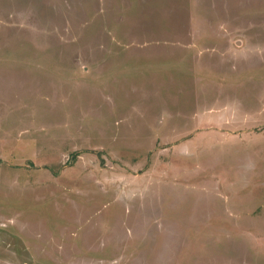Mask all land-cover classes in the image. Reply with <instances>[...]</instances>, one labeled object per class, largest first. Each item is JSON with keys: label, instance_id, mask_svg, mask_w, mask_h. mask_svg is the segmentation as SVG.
<instances>
[{"label": "rangeland", "instance_id": "obj_1", "mask_svg": "<svg viewBox=\"0 0 264 264\" xmlns=\"http://www.w3.org/2000/svg\"><path fill=\"white\" fill-rule=\"evenodd\" d=\"M0 264H264V0H0Z\"/></svg>", "mask_w": 264, "mask_h": 264}]
</instances>
